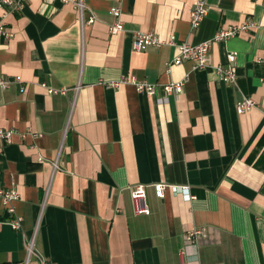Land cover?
I'll return each mask as SVG.
<instances>
[{
	"label": "crops",
	"instance_id": "0c3cea01",
	"mask_svg": "<svg viewBox=\"0 0 264 264\" xmlns=\"http://www.w3.org/2000/svg\"><path fill=\"white\" fill-rule=\"evenodd\" d=\"M82 1L93 24L61 0L0 9L14 35L0 37V129L12 131L0 138V189L20 195L11 217L0 202V264H39L31 241L57 264H264V0H205L197 28L199 0ZM115 9L123 31L111 34ZM247 22L213 43L205 69L170 67L175 46L133 49L136 32L197 45ZM141 81L160 88L139 93ZM171 83L183 92L165 95ZM245 98L256 106L239 115ZM137 185L149 214L135 212ZM197 230L205 236L187 240Z\"/></svg>",
	"mask_w": 264,
	"mask_h": 264
},
{
	"label": "built area",
	"instance_id": "2783aa9c",
	"mask_svg": "<svg viewBox=\"0 0 264 264\" xmlns=\"http://www.w3.org/2000/svg\"><path fill=\"white\" fill-rule=\"evenodd\" d=\"M64 4L73 3L77 10L80 13V18L82 24H93L95 21L94 15H90L88 18H85V5L82 0H61ZM27 0H0V9L5 10L3 17L5 18L11 12H21L26 4ZM46 4H54L56 0H43ZM113 15L116 18V23L112 25L109 29L111 34H117L123 31V23L121 21V12L118 9L112 11ZM208 13V8L205 0H199L195 7L190 11L191 24L194 28L200 26L202 21L205 19ZM255 24L252 22H247L242 26L230 27L226 30H221L213 40L200 43L197 45L190 43H181L178 42L174 37L170 40H162L158 37L154 32H136L134 34L133 40V49L135 51H145L149 47H153L156 49H162L164 46H175L178 48V54L174 58L171 66H177L184 62H191L194 69H205L211 65L210 63V53L211 47L213 43L217 41H221L224 39H228L231 37H235L240 35L243 32L249 31L254 28ZM13 33L6 28V24L0 23V37H4L6 39H11L13 37ZM227 59L229 62H233L235 60V54L227 55ZM221 79L227 84H234L236 80L235 73L225 67L218 66L215 67ZM2 86L5 87L6 83L2 82ZM136 89L139 93H144L148 95H155L158 92V85L149 84L147 82H136ZM165 95H180L184 90V83H171L162 87ZM66 89H49L50 94H64L66 93ZM256 102L251 98H245L242 101L237 102L236 111L239 115L244 114L246 112L251 111L255 108ZM12 136V131H4L0 129V138L8 141ZM170 189L169 185L160 184L156 186L157 195L160 198H164L166 191ZM173 190L176 193H182L187 199L194 198L191 195L190 189L188 187H173ZM131 197L133 199L135 205V212L138 215L149 214L150 209L146 205V197L147 191L144 185H137L130 188ZM20 198L19 193L11 188V189H0V202L7 209L10 217L15 213V208L13 203L16 202ZM8 224L13 229H20L22 225V218H9L7 220ZM205 236L204 230H197L187 235V240L192 241L194 237L197 236ZM27 249L29 253V257H35L39 264H57L53 261H48L42 255H40L34 249L33 241L27 244ZM185 264V263H183Z\"/></svg>",
	"mask_w": 264,
	"mask_h": 264
}]
</instances>
